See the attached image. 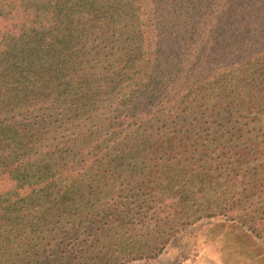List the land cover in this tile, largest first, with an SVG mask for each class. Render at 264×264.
<instances>
[{
	"label": "trees",
	"instance_id": "trees-1",
	"mask_svg": "<svg viewBox=\"0 0 264 264\" xmlns=\"http://www.w3.org/2000/svg\"><path fill=\"white\" fill-rule=\"evenodd\" d=\"M129 147L154 190L219 191L206 211L264 234V0H0V264L157 256L92 185ZM172 160L198 170L180 184Z\"/></svg>",
	"mask_w": 264,
	"mask_h": 264
},
{
	"label": "rangeland",
	"instance_id": "rangeland-1",
	"mask_svg": "<svg viewBox=\"0 0 264 264\" xmlns=\"http://www.w3.org/2000/svg\"><path fill=\"white\" fill-rule=\"evenodd\" d=\"M112 42L115 43V39ZM87 60L89 64L84 65L83 70L89 73L91 58ZM171 137L169 135L168 138ZM200 137L208 141L196 144V150L200 152L207 148L209 153L216 156L224 152L222 148L225 142L222 140L230 135L218 132ZM219 140L222 142L219 143ZM142 151L129 147L119 166H116L117 162L111 165L106 180L101 181L104 186L97 181L92 183L95 188L101 189L102 202L107 203L110 209L106 219L108 225L121 229L128 241L134 242L144 252L162 248L157 256L128 264H264V234L260 233L259 237L249 235L234 224L217 218L216 209L208 212L201 206L208 199L219 205L217 197L221 192L191 189L188 186L173 190V193L154 190L158 168H153L155 174L152 176L142 178V173H145V163L141 162ZM228 162V158L221 160L217 175L226 177L223 170ZM176 163L177 160H172L167 165L181 173L175 180L180 184L186 181L183 179L189 180L185 175L190 170H198L192 160L182 161L175 166ZM173 201L178 203L177 206L174 205L173 209L168 207L167 210ZM130 226L133 230L127 232ZM67 243L78 247L73 240ZM62 251L61 259L68 256V247Z\"/></svg>",
	"mask_w": 264,
	"mask_h": 264
}]
</instances>
